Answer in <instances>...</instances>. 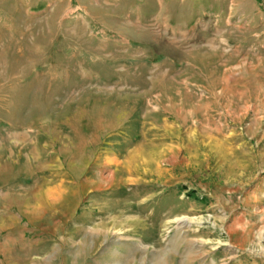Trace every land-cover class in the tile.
Instances as JSON below:
<instances>
[{
	"label": "rangeland",
	"instance_id": "1",
	"mask_svg": "<svg viewBox=\"0 0 264 264\" xmlns=\"http://www.w3.org/2000/svg\"><path fill=\"white\" fill-rule=\"evenodd\" d=\"M0 264H264V0H0Z\"/></svg>",
	"mask_w": 264,
	"mask_h": 264
}]
</instances>
